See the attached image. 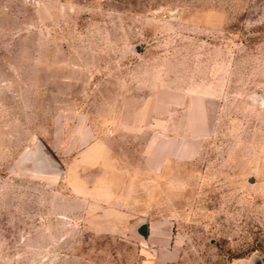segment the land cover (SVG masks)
Returning a JSON list of instances; mask_svg holds the SVG:
<instances>
[{
    "label": "rangeland",
    "instance_id": "374dc122",
    "mask_svg": "<svg viewBox=\"0 0 264 264\" xmlns=\"http://www.w3.org/2000/svg\"><path fill=\"white\" fill-rule=\"evenodd\" d=\"M0 264H264V0H0Z\"/></svg>",
    "mask_w": 264,
    "mask_h": 264
},
{
    "label": "water",
    "instance_id": "95a60500",
    "mask_svg": "<svg viewBox=\"0 0 264 264\" xmlns=\"http://www.w3.org/2000/svg\"><path fill=\"white\" fill-rule=\"evenodd\" d=\"M38 149L41 153L42 160L44 162L45 167L52 171L60 172L61 166L57 162V160L54 158V156L51 154V152H49V150L42 143L38 144ZM141 233L144 236L146 235L147 230L145 226L141 227Z\"/></svg>",
    "mask_w": 264,
    "mask_h": 264
},
{
    "label": "crops",
    "instance_id": "0c3cea01",
    "mask_svg": "<svg viewBox=\"0 0 264 264\" xmlns=\"http://www.w3.org/2000/svg\"><path fill=\"white\" fill-rule=\"evenodd\" d=\"M210 98L212 99V97H209V96L206 95L205 93L200 94V95H199V101H200L199 106H201V105L204 104V103L209 102V101H210V100H209ZM206 128H207V126H206ZM201 133H202V132H201ZM198 135H200V133H199Z\"/></svg>",
    "mask_w": 264,
    "mask_h": 264
},
{
    "label": "bare ground",
    "instance_id": "6f19581e",
    "mask_svg": "<svg viewBox=\"0 0 264 264\" xmlns=\"http://www.w3.org/2000/svg\"><path fill=\"white\" fill-rule=\"evenodd\" d=\"M57 175H58L57 173H52V174L50 175V177H52V178L55 179V178H57Z\"/></svg>",
    "mask_w": 264,
    "mask_h": 264
}]
</instances>
